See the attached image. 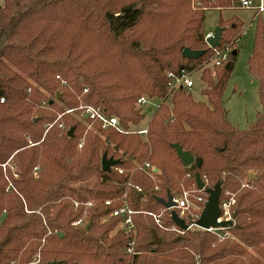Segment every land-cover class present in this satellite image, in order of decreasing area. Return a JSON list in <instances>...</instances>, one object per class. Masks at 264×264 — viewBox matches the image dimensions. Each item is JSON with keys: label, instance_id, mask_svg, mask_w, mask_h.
Here are the masks:
<instances>
[{"label": "trees", "instance_id": "1", "mask_svg": "<svg viewBox=\"0 0 264 264\" xmlns=\"http://www.w3.org/2000/svg\"><path fill=\"white\" fill-rule=\"evenodd\" d=\"M238 1L3 0L0 264L37 257L38 264H195L196 258L197 264H264V22L254 21L247 62L261 111L244 131L229 124L223 105L236 52L228 64L212 65L202 29L206 10L231 9ZM218 26L220 47L240 37L236 17L219 19ZM186 49L199 54L185 58ZM181 69L199 73L206 102L184 88L168 93L166 73ZM142 95L157 103L146 136L83 126L82 105L116 116L129 131L145 118L135 109ZM173 144L200 165L184 167ZM104 155L118 162L109 171L101 168ZM9 159L18 174L10 183L2 170ZM145 162L156 172L139 171ZM196 174L205 188L221 183L220 203L234 200L233 225L219 231L226 238L201 230L179 234L158 203L182 188L197 190ZM249 174L255 179L243 187ZM124 194L135 211L132 258L125 254L130 234L120 227L111 235L122 218L101 221L122 206ZM200 195L205 203L207 194ZM150 214L160 216L161 227ZM78 220L83 225L72 226Z\"/></svg>", "mask_w": 264, "mask_h": 264}, {"label": "rangeland", "instance_id": "2", "mask_svg": "<svg viewBox=\"0 0 264 264\" xmlns=\"http://www.w3.org/2000/svg\"><path fill=\"white\" fill-rule=\"evenodd\" d=\"M3 5V0H0V6L2 7ZM253 11V9L240 8L238 2L234 3L231 9L222 11H218L215 9L206 10L205 20L202 28L205 34H211L216 29L219 19L227 20L232 15H235V17L242 23V27L240 28L241 37L238 40L232 41L231 43L225 45L233 48L237 53L229 81L225 87V91L223 94V105L227 113V120L229 124L233 128L242 131L248 129V127L255 121L256 115L261 111L257 93V83L249 74L247 69V62L249 57L251 56L254 42L255 22L253 24H250L251 18L254 14ZM260 19L264 22V14L260 16ZM198 76L199 73L192 76L194 86L190 90H188V92L191 94L194 101L206 102V98L202 94V91L206 88V86ZM156 104V101L153 100L150 101L147 106L143 107L142 112L145 114L144 120L141 121L137 126L130 128L129 130L136 131L145 129L154 112ZM135 109H137L136 106ZM87 125V123L83 122V126L85 127L86 131L95 133L96 129L94 128V126L93 128L88 129ZM50 127H48V129ZM141 136H146V134ZM6 163H8L5 167L6 170H3V168L2 170L5 173V180L10 183L12 182V179H18L17 167L15 160L9 159ZM248 180L250 179L247 176L242 182L243 187L247 186ZM10 185L11 184H9L8 186L10 187ZM184 191H188L190 193V202H196L195 197L197 196V194L195 193L194 188L190 186L189 189L182 188V191L180 193H177L176 195L180 196ZM107 219V217H104L101 219V221H105ZM119 228L120 224L115 228L111 235H113ZM199 230L200 229L198 228L190 229V231ZM216 238L219 239L222 237L216 236ZM230 240L235 241L234 238H230ZM38 263L39 258L37 257V259H35V261L30 264ZM197 263L199 262L196 258L195 264Z\"/></svg>", "mask_w": 264, "mask_h": 264}, {"label": "built area", "instance_id": "3", "mask_svg": "<svg viewBox=\"0 0 264 264\" xmlns=\"http://www.w3.org/2000/svg\"><path fill=\"white\" fill-rule=\"evenodd\" d=\"M240 8L243 9H253L256 13L260 14L264 12V0H239L238 1ZM211 34H206L204 37V41L206 43V39L211 37ZM207 45V43H206ZM208 46V45H207ZM234 49L229 47V46H223V47H218L213 49V56L210 60L212 65H219V64H228L229 61V56L231 53H233ZM194 71H188L186 69H181L178 73H173V72H167L166 77L169 79V92L171 93L172 91L176 89H185V90H190L194 86V82L192 80ZM212 77H214V74L212 73ZM58 78V77H57ZM149 98H147L145 95L140 96L136 103L135 106L137 109H142L143 107L147 106L150 103ZM0 103H3V99H0ZM79 109L82 112V115L84 117V120L86 121L88 125V129L93 128V123H96L100 129V131H108V130H113L119 134H128V133H137L138 135H145L147 134V131L145 129L139 130V131H126L121 127L120 121L116 116H109L107 115L104 110L93 108L90 106H80ZM73 110H66V114H73ZM78 147H81V144L79 143ZM8 163H5L2 165V168L5 169L6 165ZM139 171H142L148 175H151V173L156 172V170L148 163L145 162L143 165L138 166L137 168ZM120 174L123 173L122 170L118 171ZM139 191V189H137ZM197 196L195 197L196 202L192 203L190 202V193L188 191H184L180 196H174L172 197V202L174 203V206L171 208V210H174L177 215L185 221L186 224L189 225V230L191 228H197L194 225V222L199 218L201 211L204 207H201V205L204 203L203 197L200 195L202 191L200 190H194ZM122 206L113 211L111 214L106 216L107 218L110 217H121L122 221L120 223V227L124 229V231L132 237L130 241L128 242L126 248H125V254L128 257H133L136 254H138L134 250V245H135V240H136V228L133 223V215L135 214V211L132 210L130 207L128 200H127V194L123 195L122 198ZM206 202V201H205ZM205 204V203H204ZM88 207H91V204H86ZM106 206L110 205V201L105 202ZM234 205V200H225L219 204L220 208V217L218 221H231V216H232V211L231 208ZM77 206V203H74V207ZM166 210V209H165ZM171 210H166V211H171ZM152 218L154 219L155 223L161 227V222H160V216L156 214H150ZM234 220H232L233 222ZM83 225L82 220H78L72 223V226H81ZM199 229V228H198ZM227 229V228H226ZM226 229H208V230H202V231H207L210 233H213L219 237H227L228 234H223L220 235L219 231H225ZM180 234H183L184 232L179 230L178 231Z\"/></svg>", "mask_w": 264, "mask_h": 264}, {"label": "water", "instance_id": "4", "mask_svg": "<svg viewBox=\"0 0 264 264\" xmlns=\"http://www.w3.org/2000/svg\"><path fill=\"white\" fill-rule=\"evenodd\" d=\"M223 28L216 27L211 37L206 39V43L209 48L215 49L218 48L221 44ZM198 52L190 51L188 49L184 50L182 56L185 58H196L198 56ZM234 55V53H233ZM51 103V101H50ZM74 132V128H70L67 132L68 137H72ZM108 143V142H107ZM172 148L175 150L177 157L180 159L182 165L184 167H189L193 164L196 166L200 165L199 161H195L194 157L186 151H183L180 146L177 144H173ZM117 161H112L102 156L101 159V168L103 171H109L111 167L116 165ZM249 179H255V176L250 174L248 175ZM195 184L198 190L204 191L207 194V200L204 204V207L201 211L199 218L194 222V225L202 230L212 229H226L233 225L232 220H234V215L231 216V221H218L220 217V195H221V183H216L212 188H205L204 182H202L200 176L198 174L195 175ZM158 203L166 210H171L174 206L172 202V196L170 194L167 195L166 199H158ZM170 218L172 222L179 228V230L186 232L189 230V225L185 223L183 219H181L174 210L170 211ZM90 224L88 223L85 229H88ZM61 236V235H60ZM161 240L153 233L152 244L155 246L160 245ZM47 264H60V262H51Z\"/></svg>", "mask_w": 264, "mask_h": 264}, {"label": "crops", "instance_id": "5", "mask_svg": "<svg viewBox=\"0 0 264 264\" xmlns=\"http://www.w3.org/2000/svg\"><path fill=\"white\" fill-rule=\"evenodd\" d=\"M254 12V14H253V16H252V18H251V23L250 24H253L254 23V21H255V19L258 17V16H261L262 14H264V12H262V13H260V14H258V13H256L255 11H253ZM231 17H235V15H232V16H230L228 19H230ZM227 19V20H228ZM225 21V20H224ZM217 27H218V25H217ZM240 37H241V35H240ZM239 37V38H240ZM238 38V39H239ZM237 39V40H238ZM236 52V51H235ZM237 53V52H236Z\"/></svg>", "mask_w": 264, "mask_h": 264}]
</instances>
